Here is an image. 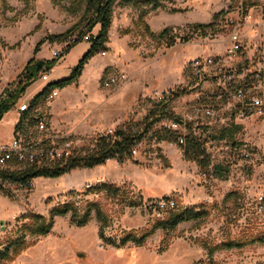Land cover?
Wrapping results in <instances>:
<instances>
[{"label": "rangeland", "instance_id": "rangeland-1", "mask_svg": "<svg viewBox=\"0 0 264 264\" xmlns=\"http://www.w3.org/2000/svg\"><path fill=\"white\" fill-rule=\"evenodd\" d=\"M146 1L150 2L144 3ZM87 2L0 0V97L6 89L15 87L18 75L30 58L50 60L54 58L53 50L62 51L49 73V81L40 78L41 72L26 89V96H21L0 120V144L14 136L20 118L16 105L42 90L53 79L70 74L90 48V42L82 40L65 53V49L73 44L71 37L86 29L91 17L87 13ZM153 2L117 0L112 7L108 40L101 49L106 50V55L96 54L93 61L99 65L101 73L86 88L79 78L70 86L59 89L56 99L61 97L64 104L72 96L81 98L74 111L75 120L81 122L83 131L74 130L68 121L73 130L69 135L73 150L77 154L86 153L103 132L112 131L130 119L141 121L152 105L151 99L160 98L163 91L184 87L187 93L171 105L185 122L191 124L192 132L207 139L206 146L213 163L229 162L228 176L215 178L202 172L195 161L184 158L176 144L163 141L158 146L167 163L157 155L152 140L146 138L137 146L132 159L123 162L108 159L93 168L76 167L58 178L41 177V181L35 178L30 191L4 182L0 185V249L10 240L29 235L22 227L27 222L22 218L23 214L48 215L55 205L69 200L71 197L66 194L74 190L80 192L84 205L87 200L102 206L109 218L105 235L113 240L128 232L135 231L141 236L150 230L165 214L156 210L154 204L165 197H171L180 208L204 204L207 214L180 223L172 234L170 230L157 228L143 245L129 242L121 247L99 238L95 212L83 227L72 225L70 214L57 216L51 232L39 237L34 246L22 253V258L30 257L25 260L27 263L264 264V243L216 249L211 256L204 245L216 246L228 238L243 236L245 221L254 227H262L259 221L264 222V214L254 212L256 202L264 195V114L254 113L244 119L239 116V110L250 94L247 81L258 70L263 58L264 0H160L161 6L156 10L152 9ZM174 9L183 12L178 14ZM144 12L146 15L141 19ZM242 12L249 17L241 29L243 49L236 58H227L225 49H218L220 41L217 40H180L183 30L191 24H178L187 19L197 20L194 23H210L218 18L213 17L216 13L237 17ZM146 25L154 33L166 27L173 28L175 43L168 46L166 40L152 37ZM70 28L74 29L69 36L53 37ZM98 30L99 24L92 33L97 34ZM40 40L44 41L35 52ZM199 45L214 49L211 56L216 61L207 72H199L189 65V61L195 59L193 52ZM181 54L185 59L178 64L177 57ZM206 56L208 53L203 54ZM158 63L171 65L179 75L169 88L159 87V80L151 78ZM113 67L126 70L130 81L105 89L102 81ZM171 83L173 81L168 85ZM238 88H245V95L239 96ZM41 105L48 110L53 104L43 101ZM60 122L63 124L66 120ZM177 129L189 133L183 126ZM224 129H227L226 137L217 138ZM63 132L67 134L68 130ZM103 182L122 187L121 200L134 198L138 204L122 205L117 198L84 193L89 186ZM231 191L241 196L239 208L233 206L231 200H225Z\"/></svg>", "mask_w": 264, "mask_h": 264}, {"label": "trees", "instance_id": "trees-1", "mask_svg": "<svg viewBox=\"0 0 264 264\" xmlns=\"http://www.w3.org/2000/svg\"><path fill=\"white\" fill-rule=\"evenodd\" d=\"M116 1L117 0H88L86 8L87 13H90L91 17L88 19L86 29L77 35L78 38L73 44L65 49V53L68 52L73 45L82 41L83 36L88 34L90 35V48L74 66L70 74L66 77L47 83L41 91L36 93L31 99L32 106H35L41 99L48 96L51 90L55 88L62 89L77 81L88 61L105 47L112 22V7ZM149 2L150 1H146L144 3ZM153 3L154 5L152 6V9L156 10L161 6L160 0H154ZM135 5L138 4L135 3ZM173 11L181 12L183 10L174 9ZM144 15H146V12L141 14V19ZM219 16L220 15L216 13L213 17L219 18ZM216 20H213L210 23H194L186 28L210 27ZM98 24V33L93 34L92 31ZM73 29L74 28H70L66 32L56 34L53 37L65 38L72 34ZM146 29L152 37L166 40L168 46L173 45L176 41V34H173V28L166 27L159 33L151 32L147 25ZM180 40L187 41L189 40V37L182 36ZM43 41L44 40H40L37 43L35 52L38 51ZM60 57L52 58L50 60L32 57L28 60L17 77L15 87L6 89L4 95L0 97V120L5 113L13 108L18 99L26 92L28 86L38 78V75L43 71H50ZM239 89H242L243 93L245 92V88H238L237 91ZM186 93L187 89L184 87L163 91L160 98L150 100L152 101V105L141 121L137 122L134 119H130L122 125L117 126L112 131L103 132L95 138L93 147L88 149L84 154H77V151L74 150L73 154L66 160L54 161L48 166L37 167L35 165H22L20 168L13 170H1L0 185H3L4 182H8L13 185H22V187H26L27 184L35 178H58L79 166L93 168L103 164L108 159H117L120 162H123L135 157L134 153L137 151V146L146 138L152 140L151 145H155L154 150L158 152L157 155L163 161L168 163L167 158L161 154V149L158 144L167 141L176 144L182 151L184 158L195 161L202 172L215 178H226L230 171L229 162L223 161L213 163L206 146L207 139L203 138L201 134L197 135L192 132L191 124L185 122L183 117L177 114L171 105L176 99L184 96ZM160 123L165 124L158 126ZM172 124H176L179 127L183 126V128L187 129L189 133L186 134L182 130L174 128ZM226 131L227 129H224L217 138H225ZM166 165L168 166L169 164ZM122 190L123 188L118 185L103 182L98 185L89 186L84 193H94L95 195H102L107 198H117L118 203H121L122 205L135 206L138 204V201L134 198H122L121 200V197H123V194H121ZM123 192L124 191H122V193ZM66 195L71 198L55 205L49 211L48 215L40 213H27L22 215V218L27 220V222L23 223L22 227L26 229V234L29 233V235H27L28 237L22 235L16 240H10L2 249H0V264H11L23 251L35 245L39 237L49 234L54 226L57 216L70 214V223L77 227H83L92 219L93 212H95L99 222V238L108 244L121 247L129 242L138 246L143 245L145 239L152 235L157 228L170 230L169 233L172 234L174 229L180 223L191 219H198L207 214L204 204H201L198 207L180 208L177 206V202L171 197H165L161 200L167 203L172 200L175 202V205L173 207L165 206L164 208H161L159 206L160 200L155 202L154 205L156 210L165 214L162 216V219L159 218L155 222L150 230H146L141 236H138L135 231L128 232L124 236L116 237L113 240L105 235V228L109 224V218L101 205L90 203L87 200L85 201L87 203L84 205V200L79 197L80 192H75L74 190L69 191ZM141 200L142 198L139 197V201ZM225 200H231L233 206L236 205L237 207V205H240L238 202L241 201V196L238 192L231 191L226 195ZM237 208H239V206ZM241 208L242 205L239 210H241ZM254 212L257 214H264V195L260 196L259 200L256 202ZM261 221L262 220L259 221V224L262 225V227H254L250 222L245 221L246 232L243 236L228 238L216 246H207L208 244L204 243L208 248L209 256H211L216 249L241 248L251 243H264V222Z\"/></svg>", "mask_w": 264, "mask_h": 264}, {"label": "built area", "instance_id": "built-area-1", "mask_svg": "<svg viewBox=\"0 0 264 264\" xmlns=\"http://www.w3.org/2000/svg\"><path fill=\"white\" fill-rule=\"evenodd\" d=\"M248 17L243 12L237 17L222 14L210 27L184 29L183 36L206 41L227 40L224 55L229 59L236 58L243 49L241 29ZM77 38V36L71 37V42L74 43ZM83 40L90 41V35L83 36ZM262 53L263 58L258 70L247 81L250 94L247 102L239 110L241 119L254 113L264 114V49ZM61 54V50H53L54 58L60 57ZM100 54L106 55V50L100 51ZM215 61L211 55L198 56L189 61V65L199 72H207L208 68L215 64ZM50 71H43L40 78L49 81ZM129 81L130 75L126 71L113 69L105 75L102 85L105 89H110L125 85ZM238 95H245L242 89L238 90ZM58 96L59 88H55L50 91L49 96H46L45 102L51 104ZM17 110L20 113V118L15 126L14 136L11 140L0 144V171L13 170L22 165L48 166L54 161L66 160L73 154V140L69 137L71 132L64 134V130H56L49 124L47 116L36 105L32 106L31 101H22L17 105ZM172 125L174 128L178 127L176 124ZM33 184V180H31L26 187L14 186L17 189L28 191L33 188ZM174 205L175 202L172 200L169 203L163 200L159 201L161 208Z\"/></svg>", "mask_w": 264, "mask_h": 264}, {"label": "crops", "instance_id": "crops-1", "mask_svg": "<svg viewBox=\"0 0 264 264\" xmlns=\"http://www.w3.org/2000/svg\"><path fill=\"white\" fill-rule=\"evenodd\" d=\"M183 11L179 12L178 14H182ZM194 22H197V20H194V19H187L181 23H179L178 25H188V24H194ZM200 23V22H199ZM228 41L227 40H224V41H220L219 45H218V49H225L226 45H227ZM213 50L214 49H205L203 46L199 45L193 52V56L198 57V56H203V54L205 53H208V55H211L213 53ZM96 54H100L99 53H96ZM95 54V55H96ZM93 56L91 58V60H89L84 67L85 69H83V72L81 73V77H79L82 81V84H83V87H87V86H91L93 84V82H95V80L97 79V77L99 76V74L101 73L100 70H99V65L97 64H94V59L97 57V56ZM185 59V55L184 54H181L177 57V61H178V64L183 62ZM55 68V67H54ZM53 68V69H54ZM52 69V71H53ZM113 69H120V70H123L121 69L120 67H113ZM112 69V70H113ZM126 71V70H124ZM127 72V71H126ZM128 73V72H127ZM182 73H183V70H182ZM178 73H175L172 66L171 65H162L160 63H158L154 69H153V72L151 74V78L152 79H157L159 80L158 83L160 84L159 87L161 88H169L171 87L173 84H175L176 82V78L175 77H178ZM78 78V79H79ZM79 79V80H80ZM54 80H57V79H53ZM173 81V83H171V85H168L169 82ZM76 82V81H75ZM74 82V83H75ZM73 84V83H72ZM71 85V84H70ZM68 85V86H70ZM66 86V87H68ZM64 87V88H66ZM62 88V89H64ZM81 90V89H80ZM41 91V90H40ZM62 91V90H61ZM39 92V91H38ZM36 92V93H38ZM80 92V91H79ZM32 94L28 97V99H26L25 101H31V99L34 97V95L36 94ZM23 97L26 96V93H24L22 95ZM78 97V96H77ZM75 96H72L70 98V100L64 104V102L62 101L61 97L59 99H56L54 102H52L53 105H51V108L50 109H43L42 108V105L41 103L43 101H45L44 99H41L37 104V108L43 112L47 118H48V122L49 124H51V126H53L56 130H68V132H72V128L69 126V122H71L72 126H73V129L76 130V131H83V126L80 125L81 122H78L77 120H75V106H76V102L79 101V99H81L80 97H78V100H76ZM47 104V103H46ZM13 109V108H12ZM11 109V110H12ZM16 110H17V105H16ZM18 111V110H17ZM65 112V114L63 115L62 113ZM66 120L65 123L61 124L60 120ZM69 121V122H68ZM38 180L41 181V177H38L37 178ZM77 227V226H76ZM34 246V245H33ZM32 247V246H31ZM30 248V247H29ZM28 248V249H29ZM26 249V250H28ZM25 250V251H26ZM24 252V251H23ZM22 252V253H23ZM20 254L11 264H31V263H27L25 260L27 258H30L28 257V255L25 256V258H22L24 256H22L23 254Z\"/></svg>", "mask_w": 264, "mask_h": 264}, {"label": "bare ground", "instance_id": "bare-ground-1", "mask_svg": "<svg viewBox=\"0 0 264 264\" xmlns=\"http://www.w3.org/2000/svg\"><path fill=\"white\" fill-rule=\"evenodd\" d=\"M49 96V95H48Z\"/></svg>", "mask_w": 264, "mask_h": 264}]
</instances>
